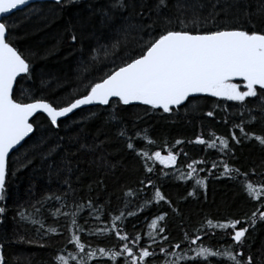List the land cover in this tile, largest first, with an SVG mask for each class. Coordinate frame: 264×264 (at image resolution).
<instances>
[{"label": "trees", "instance_id": "1", "mask_svg": "<svg viewBox=\"0 0 264 264\" xmlns=\"http://www.w3.org/2000/svg\"><path fill=\"white\" fill-rule=\"evenodd\" d=\"M211 2L210 0H166L167 7L160 9V15L161 18L174 19L180 15L177 4L186 3L189 6L195 5L201 15L207 16ZM230 2L234 3V6L227 14L222 13L218 17L217 25L229 23L249 27V19H251V23L258 29H264L261 18L255 15L257 9L264 5V0H230ZM90 3L99 9L106 7L108 0H76L75 3L64 0L63 7L51 0L35 1L6 17L12 26L9 38L26 54L32 64L30 78L24 74L17 78L14 86L15 99L20 100L23 95L24 102H28L29 95L34 97L42 95L56 106V101L68 98L73 89L83 88V84L77 80L79 62L88 60L89 51L97 46V41L105 44L114 36L111 29L102 26L99 15L94 16L90 22H84L89 16ZM153 3L154 0H136V7L129 8L123 13L124 19L127 23L135 25L137 29L152 24L156 15L153 13L149 18L148 12ZM141 4L147 5L143 16L138 15ZM220 4L223 5V0H220ZM199 5L204 7L200 9ZM245 9L253 13L250 18L244 15ZM186 15H191V8ZM175 26L178 30L179 26ZM154 27L158 34V30L163 27V20L161 19ZM208 27L212 25L209 24ZM73 32L78 36L75 43L71 41ZM139 35L141 33L138 31L134 32L129 36L127 46L110 54L107 60H104V54L101 53L103 63L94 64L93 70L85 74L84 82L95 81L106 71L119 66L133 49L136 50L135 54H139ZM144 38L146 40L148 37L145 35ZM113 59L115 63H112ZM42 80L47 83L42 84ZM233 82L241 85L243 83L241 80ZM241 90H244L243 87ZM81 94H84L83 91ZM261 95L264 93L258 89L257 97H248L246 103H241L207 94H197L196 99L184 106L174 107L168 113L143 104L118 105L114 99L109 106L81 107L59 119L58 127L52 126L45 114L37 113L34 116V132L10 154L9 158L7 199L4 205L7 210L0 216V242L4 243L3 254L6 264H56L54 258L58 254L67 255L75 251L74 246L68 243L70 221H66L62 216L50 214L59 207L57 202H47L35 217L45 225L39 234L37 233L39 224L22 222L17 216V212L22 209L33 212L32 204L41 200L46 193L60 194L65 191L68 188L62 183L65 175L72 182L77 202L91 199L97 205L106 208L107 214L105 211L99 213L101 217L99 221L94 217L90 218L87 209L78 220V223L84 226V232L81 234L82 242L92 248L119 250L122 242L115 233L104 237H96L88 233L99 227L111 226V216L119 215L124 204L128 205L126 218L122 223L118 222L122 234L127 233L130 238L140 236L139 248L151 245L149 236H156V243L149 247V251L154 252V255L145 258L147 264H163L165 255L159 252L160 247L172 251L173 245L180 244L181 249L177 251H182L190 247L197 248L201 244L213 249L232 244L230 235L223 230H215L214 235L211 231L203 235L196 232V229L207 219L214 221L243 219L256 211L259 205L264 204V194L256 200L251 198L244 188L248 182L257 188L264 184V146L254 139L242 137L239 129H234V125L244 121L247 132L264 135V114H262L264 102L260 98ZM249 110H252L251 115L255 116L254 121L249 115ZM208 111H213L214 116L208 117L206 115ZM92 113L95 115H91ZM113 113L116 119L112 118ZM121 130H126L124 138L119 136ZM233 131L241 137L239 144L230 139ZM137 132L140 133L139 138L136 136ZM211 133L229 139L231 155L225 157L218 149H209L207 145L194 143L197 136L206 140L211 139ZM128 137L133 138L136 151L127 147ZM40 139L45 141L42 151H47L58 143L60 147L48 161H42L39 154H35L36 158L32 164L13 176L14 170L20 169L21 164L27 163L23 158L25 152ZM177 140L183 143L177 145ZM82 144L88 145V148L81 149ZM169 150L177 154L176 164L165 166L159 162L153 164L148 161V166L153 168L151 173L146 171L144 159L137 155L138 151H148L150 154L161 151L164 155ZM62 157L67 158L71 171L50 178L48 165L54 161L58 167L63 168ZM29 158L31 159L32 155ZM222 159H227L228 163L238 168L241 174L247 173V181L242 175L239 179L222 176V165L218 169H212V162H219ZM193 161H205L196 166L198 170L196 179H203V185H197L195 179L180 178L181 173L186 174L189 171L187 166ZM148 180H151L155 187H143L141 181L146 185ZM129 188L138 190L139 194L126 199L124 192ZM156 188L161 190L164 200L156 202L154 198ZM189 192L193 195H189ZM146 200H151L152 203L145 207ZM71 202L72 197H69V203ZM127 212L136 214L129 216ZM160 215H164L165 218L158 221L157 226L164 228L165 231L157 235L159 228L153 230L149 225ZM48 227H56L59 231L45 236ZM150 229L153 231L152 234H149ZM228 232L230 233L231 230ZM185 233L189 238L193 234L201 235V241L197 245L190 246L189 241L185 239ZM20 235L26 236L33 243L29 245L16 242ZM163 236L169 239L163 241L161 239ZM242 250L245 258L251 254L253 264H264V221L258 220L255 227L249 229ZM92 264H125V261L122 256L117 257L116 261L104 257L96 259ZM181 264H203V262L182 261ZM210 264H227V262L210 258Z\"/></svg>", "mask_w": 264, "mask_h": 264}, {"label": "snow or ice", "instance_id": "2", "mask_svg": "<svg viewBox=\"0 0 264 264\" xmlns=\"http://www.w3.org/2000/svg\"><path fill=\"white\" fill-rule=\"evenodd\" d=\"M76 0H68V3H75ZM211 2V0H210ZM28 0H0V216L6 212L8 173H9V158L15 148L34 132V114L38 111L46 114L50 124L58 127L59 118L66 117L73 113L74 110L80 109L86 105L109 106L113 100H116L118 105H131L133 102H139L143 105H149L153 109H162L168 113L174 107L184 106L191 100L196 99V94H207L211 97L223 98L227 101H236L246 103V98L257 97L258 89L264 93V29H258L255 24L249 19V27L237 26L235 24L222 23L216 24V20L223 13L234 6L230 0H223L221 6L220 0L211 2V7L207 16H203L197 11L196 6L185 4H177V9L180 15L176 18L163 17L161 18L160 9L167 7L166 0H154L152 8L149 9L148 15L151 18L155 13L156 19L152 24L143 25L137 29L135 25L126 22L123 13L129 8L136 7V0H108L106 7L99 9L93 4H89V16L85 19V23L99 15L103 27L111 29L114 33L112 40L108 43L100 44L97 41V46L89 51L88 60H81L78 65L77 80L83 84V88L77 87L69 93L68 98H61L54 103L49 102L46 97L28 96L30 102H24V98L17 100L14 98V83L21 74L31 77L32 64L24 52L19 50L9 34L12 31L10 21L6 18L11 14L12 10L18 6H24ZM55 3L61 7L64 6V0H55ZM145 4H141V11L138 15H144ZM204 6L199 5L202 9ZM191 8V15L186 13ZM219 8V11L217 9ZM244 15L251 17L253 13L247 9L244 10ZM255 15L261 18V23H264V5H261ZM163 20V27L158 30L155 25ZM211 24L212 27H208ZM175 25H178V30ZM214 29V30H213ZM139 32V54H135L133 49L128 53L127 58L117 67L106 71L101 77L93 80L85 81V74L93 70L94 64H102L101 53L104 54V60H107L110 54H114L122 47L127 46L128 38L134 32ZM145 35L148 37L145 40ZM78 36L75 32L71 35V41L75 43ZM115 63V60H112ZM239 78L243 83H234L235 79ZM42 80V84H46ZM243 87L244 90H241ZM83 91L84 94H81ZM27 92V90H24ZM261 100L264 102V95H261ZM63 106H60V105ZM252 110H249V115L254 121L255 116L251 115ZM264 114V113H262ZM91 115H95L92 113ZM208 117H213L214 112L208 111ZM112 118L116 119L115 114ZM245 122L234 125V129L238 128L241 136L246 139H254L264 146V135H256L245 130ZM211 139H203L197 136L194 143L207 145L209 149H218L220 153L227 157L231 155L229 152L230 142L228 138L216 136L211 133ZM121 138L126 136V130H121L119 133ZM137 138L140 133L137 132ZM237 144L240 143L241 137L237 136L235 131L230 137ZM133 138L128 137L127 147L130 150L136 151L132 142ZM183 141L177 140L179 145ZM45 141L37 140L30 150L24 154V160L27 163L20 165V169L12 172L15 176L17 172L23 168H27L36 158L35 154H39L42 161L51 160L53 153L60 147L59 143L50 147L47 151H42ZM81 149L88 148V145H80ZM32 155L30 159L29 156ZM138 156H141L145 161L146 171L151 173L152 167L148 166V161L153 164L159 162L161 165H175L177 162V154L169 150L168 154L162 155L161 151L149 153L148 151H138ZM186 155V154H185ZM205 163V161H193L187 167L189 171L181 173V179H195L197 185H203V179H196L197 164ZM63 168L58 167L53 161L48 165L49 177H59L64 172H70L71 166L66 157L61 158ZM222 165V176H227L230 179H239L241 175L247 181V173L241 174L238 168L231 166L227 159H222L219 162H212V169H218ZM204 171V169H199ZM211 171V170H209ZM235 174V176H233ZM62 183L68 188L60 194L55 192L46 193L41 200L32 204L33 212H28L22 209L17 212V216L22 222H30L39 224L37 233L45 228L42 221L35 217L39 215L41 208L49 201H55L59 204L51 215L63 217L68 223V231L70 238L68 243L74 246L75 251L69 252L67 255L58 254L54 260L56 264H92L98 258L107 257L112 261H116L117 257H124L125 264H147V257L154 255V252L149 251V247L156 243V236L150 235L151 245L139 248L140 236L130 238L127 233L122 234V229L118 222H123L127 204H124L119 215L111 216V226L99 227L93 231H89V235L96 237H104L111 233L121 243L119 250L107 249L104 247L92 248L82 242L81 234L84 232V226L78 223L81 214L85 209L89 212V217H94L97 221L101 219L99 213L105 211V206L97 205L93 200L89 199L86 202H77L75 200V190L72 188L70 178L65 175ZM102 183V182H101ZM143 187L153 185L151 180L145 185L141 181ZM247 194L256 200H259L261 194H264V184L259 188L255 187L251 182L244 185ZM138 190L128 189L124 192V197L137 196ZM189 195H193L189 192ZM69 197H72V202L69 203ZM154 198L156 202L165 199L159 188L155 189ZM145 207L152 203L151 200H146ZM170 203V201H169ZM68 211H64V209ZM143 210V209H141ZM134 212H127V215H135ZM165 216L161 215L152 220L149 227L153 230L157 229V222L164 220ZM264 221V204L259 205L256 211H253L250 216L243 219H227L224 221H214L207 219L196 232L207 235L210 231L215 234V230H223L227 235H230L232 244L221 246L213 249L210 246L201 244L197 248L190 247L188 250L177 251L181 249L180 244L172 246V251L166 247H160L159 252L165 255L163 264H181L184 262L201 261L203 264H210V258L224 260L227 264H253L251 254L246 258L243 252V244L250 228H254L257 221ZM87 223V221H86ZM244 225V226H240ZM228 230H231L229 233ZM56 227H48L45 230V236L50 233H58ZM164 228H159L157 235L163 233ZM163 241H167L169 237L163 236ZM185 239L191 245H197L201 241V235L193 234L189 238L185 233ZM18 243H27L31 245L33 241L28 240L26 236H18ZM44 247L45 245H39ZM4 243L0 242V264H6L3 254ZM138 249V250H134ZM189 253H193L189 255Z\"/></svg>", "mask_w": 264, "mask_h": 264}, {"label": "water", "instance_id": "3", "mask_svg": "<svg viewBox=\"0 0 264 264\" xmlns=\"http://www.w3.org/2000/svg\"><path fill=\"white\" fill-rule=\"evenodd\" d=\"M35 1H42V0H28V3H27V4L32 3V2H35ZM51 1H55V0H51ZM27 4H26V5H27ZM24 6H25V5H24ZM21 7H23V6H18L17 9H19V8H21ZM17 9H15V10H17ZM15 10H12V12H14ZM12 12H11V13H12ZM235 80H240V79L237 78V79H235ZM15 83H16V82H15ZM15 83H14V86H15ZM196 95H197V94H196ZM28 102H30V101H28ZM133 103H135V104H141V103H139V102H133ZM86 106H91V105H86ZM86 106H82V107H86ZM74 111H75V110H74ZM37 113H43V112H39V111H38ZM37 113H36V114H37ZM36 114H34V116H35ZM43 114H45V113H43ZM70 114H71V113H70ZM45 115H46V114H45ZM68 115H69V114H68ZM62 118H63V117H62ZM59 119H61V118H59ZM30 134H31V133H30ZM30 134H29V135H30ZM26 138H27V137H26ZM26 138H25V139H26ZM22 143H23V141L21 142V144H22ZM21 144H20V145H21ZM20 145H18L17 147H19ZM17 147H16V148H17ZM16 148H15V149H16ZM13 151H14V150H13ZM13 151H12V152H13ZM12 152H11V153H12ZM167 154H168V153H166V154H164V155L166 156Z\"/></svg>", "mask_w": 264, "mask_h": 264}, {"label": "rangeland", "instance_id": "4", "mask_svg": "<svg viewBox=\"0 0 264 264\" xmlns=\"http://www.w3.org/2000/svg\"><path fill=\"white\" fill-rule=\"evenodd\" d=\"M161 216V215H160ZM157 228H160V226H157ZM153 233V231L150 229L149 230V234H152Z\"/></svg>", "mask_w": 264, "mask_h": 264}]
</instances>
